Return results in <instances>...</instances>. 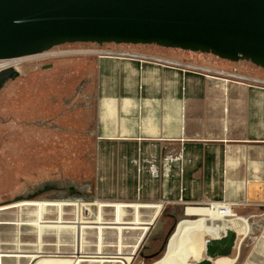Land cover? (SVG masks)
I'll use <instances>...</instances> for the list:
<instances>
[{"label":"crops","instance_id":"obj_1","mask_svg":"<svg viewBox=\"0 0 264 264\" xmlns=\"http://www.w3.org/2000/svg\"><path fill=\"white\" fill-rule=\"evenodd\" d=\"M142 45L112 51L180 65L95 53L94 201L161 205L156 217L142 209L150 225L176 220L182 206L225 204L248 224L242 240L251 228L259 230L249 254H260L264 85L197 73L186 64L261 80L264 74L213 54ZM236 222L243 221H227Z\"/></svg>","mask_w":264,"mask_h":264},{"label":"rangeland","instance_id":"obj_2","mask_svg":"<svg viewBox=\"0 0 264 264\" xmlns=\"http://www.w3.org/2000/svg\"><path fill=\"white\" fill-rule=\"evenodd\" d=\"M118 46L65 43L43 54L10 59L17 62L7 67L18 66L21 73L0 91V209L46 179L94 180V188L96 54L92 51ZM240 62L264 74V68L251 61ZM31 200L0 221V228L18 223L27 226L21 234L0 238V264H176L169 256L163 257L164 252L147 260L139 255L148 253L142 246L152 231L168 230L141 218L145 207H150L148 212L156 217L160 205L93 199L97 203L92 206H70L32 225L28 215L42 206L44 196ZM218 206L220 209L209 210L206 215L221 224L211 226L204 236H192L184 245L192 262L206 258V240L219 237L229 225L239 235L237 244L231 255L213 259L214 264H264V248L256 254L260 258L249 254L259 230L251 228L242 240L249 228L246 220L233 210L228 212L230 207ZM229 219L243 222L227 224ZM172 222L170 218L168 225Z\"/></svg>","mask_w":264,"mask_h":264},{"label":"water","instance_id":"obj_3","mask_svg":"<svg viewBox=\"0 0 264 264\" xmlns=\"http://www.w3.org/2000/svg\"><path fill=\"white\" fill-rule=\"evenodd\" d=\"M74 42L155 44L264 68V0H0V59ZM20 73L18 66L0 70V91ZM93 182L41 181L14 197L0 211V221L38 195L44 202L29 213L32 225L70 206H92ZM186 208L168 232L164 255ZM227 226L206 240L207 257L191 264H214L213 259L233 253L239 235ZM26 230V224H13L0 228V238Z\"/></svg>","mask_w":264,"mask_h":264},{"label":"flooded vegetation","instance_id":"obj_4","mask_svg":"<svg viewBox=\"0 0 264 264\" xmlns=\"http://www.w3.org/2000/svg\"><path fill=\"white\" fill-rule=\"evenodd\" d=\"M212 209H220V208L213 207ZM209 210L204 211L201 214L198 213V210H193L190 213H186V217L178 223L175 233L172 235L170 239L167 251L164 256H169L171 259H173V261L176 264H191L192 258L188 256V254H190V250L184 247L185 243L190 238H192V236L195 235L204 236L205 234H207L206 232L207 230H209L211 226L221 224L220 220H215L207 217L206 213ZM172 221H174L172 222L173 223L172 225L170 224L168 225V222L164 224L163 221H159L154 224L155 227L157 225L158 228H163V229L168 228V230L163 232L159 230H154L151 232L149 241H145L142 246L143 251L147 249L148 253L139 252V255H141V257H143L144 260L152 259L159 255H162V253L164 252L161 251L162 247L164 245L169 230L172 228V226L175 223V219H172ZM158 234L160 235V237L156 236ZM178 236L179 237L181 236L180 240L179 239L177 240ZM190 249H195V247L192 248L190 247Z\"/></svg>","mask_w":264,"mask_h":264},{"label":"built area","instance_id":"obj_5","mask_svg":"<svg viewBox=\"0 0 264 264\" xmlns=\"http://www.w3.org/2000/svg\"><path fill=\"white\" fill-rule=\"evenodd\" d=\"M82 52V51H81ZM98 55H107V56H117V57H130V58H136V59H140L142 61L144 60H150V61H155V62H159L162 64H170V65H180L177 62L174 61H170V60H166L163 58H158L155 56H148V55H143V54H137V53H132V52H115L112 50H102L99 49L97 51H92ZM5 60L0 59V70L7 68V65H4ZM186 68H188L189 70L195 71L197 73H203L206 75H211V76H222L225 78H232L235 80H240V81H247L250 82L254 85L258 84V85H264V80L258 79V78H251V77H247L241 74H238L236 72H223V71H214L211 70L209 68H205L202 66H198V65H194V64H186ZM201 205V204H199ZM221 205V204H219ZM161 206V205H160ZM221 206H227L225 204L221 205Z\"/></svg>","mask_w":264,"mask_h":264},{"label":"bare ground","instance_id":"obj_6","mask_svg":"<svg viewBox=\"0 0 264 264\" xmlns=\"http://www.w3.org/2000/svg\"><path fill=\"white\" fill-rule=\"evenodd\" d=\"M15 59V58H14ZM15 62H17V61H11L10 59H9V61H7V60H5V63H4V65H12V64H14ZM31 201H33V200H30L29 202H31ZM29 202H27L26 204H28ZM97 202H94L93 201V203L92 204H96ZM25 204V205H26ZM79 205H87V204H79ZM79 205H74V206H79ZM24 206V205H23ZM214 206L213 205H211V204H208V206H206V205H189V206H187V208H186V213H190L191 211H193V210H198V213L199 214H201L202 212H204V211H207V210H209V209H212ZM5 208V207H4ZM4 208H1L0 209V211L2 210V209H4ZM66 209V208H65ZM65 209H63V210H65ZM62 211V210H61ZM60 212V211H59ZM59 212H57V213H59ZM180 240L181 239V236L179 237L178 236V238H177V240ZM176 240V241H177Z\"/></svg>","mask_w":264,"mask_h":264}]
</instances>
